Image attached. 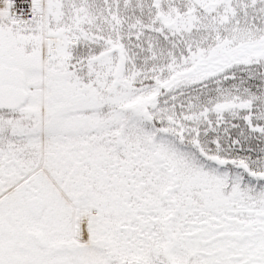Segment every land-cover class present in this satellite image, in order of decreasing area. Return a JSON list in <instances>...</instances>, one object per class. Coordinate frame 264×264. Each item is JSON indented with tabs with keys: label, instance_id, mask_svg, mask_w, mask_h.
Returning <instances> with one entry per match:
<instances>
[{
	"label": "snow or ice",
	"instance_id": "1",
	"mask_svg": "<svg viewBox=\"0 0 264 264\" xmlns=\"http://www.w3.org/2000/svg\"><path fill=\"white\" fill-rule=\"evenodd\" d=\"M0 264H264V0H0Z\"/></svg>",
	"mask_w": 264,
	"mask_h": 264
}]
</instances>
